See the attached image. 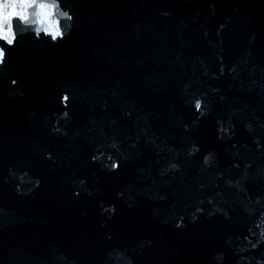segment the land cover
Here are the masks:
<instances>
[{
  "label": "water",
  "instance_id": "95a60500",
  "mask_svg": "<svg viewBox=\"0 0 264 264\" xmlns=\"http://www.w3.org/2000/svg\"><path fill=\"white\" fill-rule=\"evenodd\" d=\"M61 7L0 41V264H264V0Z\"/></svg>",
  "mask_w": 264,
  "mask_h": 264
},
{
  "label": "clouds",
  "instance_id": "9594fccd",
  "mask_svg": "<svg viewBox=\"0 0 264 264\" xmlns=\"http://www.w3.org/2000/svg\"><path fill=\"white\" fill-rule=\"evenodd\" d=\"M70 9L61 7V0H0V41L13 45L19 34L42 33L56 41L71 28ZM4 47L0 45V63Z\"/></svg>",
  "mask_w": 264,
  "mask_h": 264
},
{
  "label": "snow or ice",
  "instance_id": "6c2138e0",
  "mask_svg": "<svg viewBox=\"0 0 264 264\" xmlns=\"http://www.w3.org/2000/svg\"><path fill=\"white\" fill-rule=\"evenodd\" d=\"M38 37H39V36H38ZM11 46H12V45H11ZM4 57H5V48H4V56H3L2 63H4ZM2 63H0V64H2ZM62 99H63L64 101H67L68 97H67V96H64ZM195 107H196L197 109H200V108H201V102H200V100H196V102H195ZM64 115L67 116L68 113L65 112ZM205 160L207 161V157H205ZM117 167H118V165L114 162V163L112 164V168H113V169H116ZM173 167H175V165H173ZM37 183H39V181H37ZM253 247H255V245H253Z\"/></svg>",
  "mask_w": 264,
  "mask_h": 264
}]
</instances>
